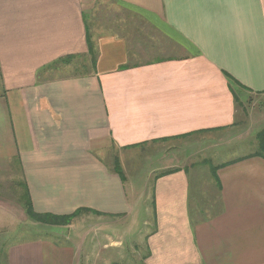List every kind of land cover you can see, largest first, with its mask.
<instances>
[{"label": "crops", "instance_id": "0c3cea01", "mask_svg": "<svg viewBox=\"0 0 264 264\" xmlns=\"http://www.w3.org/2000/svg\"><path fill=\"white\" fill-rule=\"evenodd\" d=\"M245 95L264 100V0H0V264H264V158L217 149L249 139ZM158 142L130 199L108 153ZM19 187L36 213L102 218L97 253L7 239Z\"/></svg>", "mask_w": 264, "mask_h": 264}, {"label": "rangeland", "instance_id": "374dc122", "mask_svg": "<svg viewBox=\"0 0 264 264\" xmlns=\"http://www.w3.org/2000/svg\"><path fill=\"white\" fill-rule=\"evenodd\" d=\"M91 60V55L88 53ZM92 63V62H91ZM86 66V69H90V66ZM240 107H243L244 110L238 111V119L241 120L239 123H237L236 128L239 129L233 132L242 135L240 137L241 139L244 138L243 135L249 137L246 140H241V142L237 140L231 142L226 140V143H220V146L217 147L218 150L222 149V152L229 153L231 149L236 148L240 149L247 140H249L252 144H257V133L259 130H261L264 127V100L262 98H258L256 95H245L243 100L239 99ZM231 130H234L233 128ZM227 130H215L214 132H211L210 135H222L223 137L227 138ZM249 133V134H246ZM205 136V134H204ZM220 136V137H222ZM205 138V137H204ZM224 138V139H225ZM246 138V137H245ZM212 140H216V138H213ZM194 142V141H193ZM251 145L247 148H251ZM231 148V149H230ZM166 146L162 145V143L158 142L155 143V145L149 144L144 145L142 147H136V148H123L120 150H112L108 154L110 156V166H113V159L114 156L117 157L118 163H119V169L121 171V174L123 178L125 179L124 182L126 184L128 194L130 199H134L135 197L141 196L140 194L136 195L135 190L139 188H151L152 186V180L154 175L162 170V166L167 164L166 162H162L164 159L163 153H167L169 150ZM254 149V147H253ZM252 149V150H253ZM258 149V148H256ZM255 150V149H254ZM247 151V150H245ZM244 152V151H242ZM247 153V152H244ZM235 154H238L235 152ZM255 154V153H254ZM257 155V154H256ZM168 157V156H167ZM154 172H151V171ZM151 172V173H150ZM150 173V174H149ZM9 190L8 187L5 188V190ZM20 190V196L19 203L23 207V193L22 188L19 187ZM134 190V192H133ZM14 195L10 192L9 194L0 195V199L7 200L10 198H13ZM5 200V201H6ZM11 200V199H10ZM12 201V200H11ZM13 203V201H12ZM19 213V217L22 215V213L19 211H16L15 213ZM17 215V214H16ZM80 215V216H79ZM18 216H16V219ZM28 219H26V223L24 221L20 222L21 231L19 235L16 237L14 234L8 236L7 239H15L19 238L20 236L25 237H44V238H59V242L63 243H69L76 245L77 249L82 253L84 252V256L86 255V250H89L90 252L97 253L98 244L95 242L96 238L98 237V225L102 223V218L99 216H96L95 214L86 212V214H83V212L78 213L76 216H74L71 220H77L78 222H72L74 223L73 226H68L69 223L64 222L60 224L59 226H55L56 224H50L49 219L43 218V221L38 220L36 218H31L27 216ZM23 218H21L22 220ZM118 220H121L118 218ZM124 220V219H122ZM18 221V220H17ZM70 222V223H71ZM77 223V224H76ZM41 225V226H40ZM51 225L52 227H48ZM43 226V227H42ZM25 231V232H24ZM96 235V237L94 236ZM71 237V239H64L65 237ZM92 238L94 241L87 242L88 249L86 248V238ZM89 239H87L88 241ZM130 244V243H129ZM1 246V245H0ZM3 254V252H0Z\"/></svg>", "mask_w": 264, "mask_h": 264}, {"label": "trees", "instance_id": "16d2710c", "mask_svg": "<svg viewBox=\"0 0 264 264\" xmlns=\"http://www.w3.org/2000/svg\"><path fill=\"white\" fill-rule=\"evenodd\" d=\"M90 55H91V62L92 60H94V54L92 53V50H91V47H89V52ZM257 138V148L256 149V152L255 154L257 155H260L264 158V127L262 130H260L258 133H257V136L255 137ZM125 148V147H124ZM113 169L114 171L120 173L121 174V171L119 169V163H118V159L116 156H114V159H113ZM174 170L173 168L172 169H167V170H164L160 173H167V172H170ZM23 207L25 209L24 212H26L27 216L30 217L31 219L33 218H36L38 220H41L43 221V218H47L49 219V222H51L50 224H56V225H60L64 222H67V223H70L72 220V218L74 216H76L78 213L81 212V210H76L70 214H64V215H55V214H39V213H36L33 211V208L31 206V201L29 199V195L27 193H24L23 194ZM97 213V212H96Z\"/></svg>", "mask_w": 264, "mask_h": 264}]
</instances>
